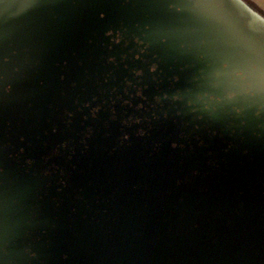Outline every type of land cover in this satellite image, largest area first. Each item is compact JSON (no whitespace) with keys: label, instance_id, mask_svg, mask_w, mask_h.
Masks as SVG:
<instances>
[{"label":"water","instance_id":"obj_1","mask_svg":"<svg viewBox=\"0 0 264 264\" xmlns=\"http://www.w3.org/2000/svg\"><path fill=\"white\" fill-rule=\"evenodd\" d=\"M89 16L76 0L0 16V76L12 85L0 98V264H264V96L241 115L203 110L208 82L193 78L210 69L195 53L211 26L195 15L132 0L115 10L128 29L115 39ZM146 20L152 46L135 60Z\"/></svg>","mask_w":264,"mask_h":264},{"label":"snow or ice","instance_id":"obj_2","mask_svg":"<svg viewBox=\"0 0 264 264\" xmlns=\"http://www.w3.org/2000/svg\"><path fill=\"white\" fill-rule=\"evenodd\" d=\"M76 2L87 9L90 10L89 21L92 25L99 28L101 31L108 34V37L115 39L113 35L117 29H120L122 32L128 31L123 23L117 24L114 22L115 10L117 8L124 7L132 3V0H76ZM35 3V0H0V16H3L4 11L10 6H19L22 8H27L32 6ZM161 7L165 8L172 16H174L178 21H182L186 15H195L201 22L209 24L211 30L205 32L202 39L200 40V47L207 48V52L197 51L195 53L196 59L201 64H211L214 66H219L221 64L227 63L229 67L234 70L243 71L252 69L253 66L258 67L262 72H264V38L258 39V33L255 30H246L241 31L237 28L230 16L227 13L229 7L228 0H159ZM145 27L140 35H137L142 43L144 44L147 40L148 30L153 28V24L150 20L144 21ZM139 27V25H137ZM109 29L112 31L110 32ZM107 37V38H108ZM148 43L152 46V41L147 40ZM156 43L160 48L167 52L170 47V32L166 30L158 31L156 38ZM175 47L178 51L182 53H191L192 47L185 43L182 40H176ZM109 48H111L109 46ZM139 60L140 58H136ZM157 62L152 63L157 65L156 71H151L156 73L160 70V63L162 62V57H154ZM8 63L7 57H0V66L6 65ZM107 63L115 64L116 58L114 56H109L107 58ZM127 67V65H125ZM135 71V69H133ZM143 71L137 73V77L142 76ZM63 79V77H61ZM172 79L174 80L177 90L172 94L171 98L174 95H177L179 90V85L181 81V76L175 74ZM12 85L6 84L4 82V77L0 76V98H3L5 95L11 93ZM143 90L139 89L136 92L137 96H141ZM217 94V93H213ZM168 94L165 93L164 98ZM159 103L161 97L157 96ZM143 99H147L146 96H143ZM247 102V98L237 97L236 100L232 101L231 104H234L237 108H240L241 111L237 115H241L245 111L243 106ZM127 103V101H125ZM143 107V104L140 105ZM100 111L99 108L93 107L91 110V115L93 117L97 116V113ZM71 116V113H68ZM260 115V114H259ZM131 119V118H129ZM140 123L139 120L135 121ZM125 124H128L129 121H124ZM146 130L141 128L138 130V136H145ZM128 137L124 136L123 140H127ZM180 145L177 143H172V148H177ZM23 151V149H22ZM29 164H32V160H28ZM36 256V253L33 252Z\"/></svg>","mask_w":264,"mask_h":264},{"label":"clouds","instance_id":"obj_3","mask_svg":"<svg viewBox=\"0 0 264 264\" xmlns=\"http://www.w3.org/2000/svg\"><path fill=\"white\" fill-rule=\"evenodd\" d=\"M228 2L227 13L233 24L241 31L255 30L258 33V39L264 38V0H228ZM116 42L119 43V39ZM137 43H142V41L138 38ZM206 67L210 69L208 72L201 69L199 75L193 78L197 87H200V80L208 82L209 90L196 96L197 101L203 102V110L215 112L216 105L231 104L237 97L255 102L259 97L264 96V72L258 67L253 66L252 69L243 71L234 70L227 63L219 66L207 64ZM156 68L157 65L153 64L150 71H156ZM214 92L217 94H213ZM171 99L180 101L183 100V95L178 92ZM188 106L194 112L197 110L191 99L188 100ZM231 106L233 112L240 113V108L234 104ZM260 112L261 109L258 107L256 115L259 116ZM30 254L35 255L33 252Z\"/></svg>","mask_w":264,"mask_h":264},{"label":"flooded vegetation","instance_id":"obj_4","mask_svg":"<svg viewBox=\"0 0 264 264\" xmlns=\"http://www.w3.org/2000/svg\"><path fill=\"white\" fill-rule=\"evenodd\" d=\"M140 43H138V45H136V52H135V54H133V58L135 59V60H137L136 58H137V56H139V58H140V56L142 55V52H144V48L145 47H143V45H141ZM138 46H140V47H138ZM150 53H154V51H152V52H150ZM122 58V57H121ZM124 58V57H123ZM124 59H122V61H123ZM140 72V71H139Z\"/></svg>","mask_w":264,"mask_h":264}]
</instances>
